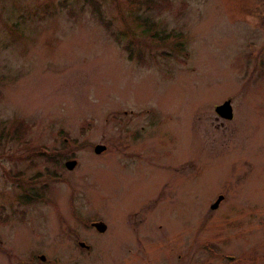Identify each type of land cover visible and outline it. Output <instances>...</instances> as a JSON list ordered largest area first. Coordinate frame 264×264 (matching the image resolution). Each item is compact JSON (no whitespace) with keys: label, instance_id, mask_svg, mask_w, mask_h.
I'll use <instances>...</instances> for the list:
<instances>
[{"label":"rangeland","instance_id":"374dc122","mask_svg":"<svg viewBox=\"0 0 264 264\" xmlns=\"http://www.w3.org/2000/svg\"><path fill=\"white\" fill-rule=\"evenodd\" d=\"M94 1L0 0V264H264V10Z\"/></svg>","mask_w":264,"mask_h":264},{"label":"trees","instance_id":"16d2710c","mask_svg":"<svg viewBox=\"0 0 264 264\" xmlns=\"http://www.w3.org/2000/svg\"><path fill=\"white\" fill-rule=\"evenodd\" d=\"M129 2L132 4H135L137 6L142 5L145 9L148 10V9H152L153 7H157V6H160V7L168 6L169 0H130ZM255 2L259 4V7L256 9L258 12H260L261 10H264V0H255ZM88 3L91 7H92V5H93V7L94 6L98 7L95 4L97 2L94 0H88ZM93 10H94V8H93ZM258 12H254V13L258 14ZM261 18H264V15H261L260 19ZM138 20L140 21L141 24H143L144 31H149L151 28L150 26L153 25L152 22L149 23L146 18L138 19ZM262 20L263 19H261L260 21H262ZM152 36H153V34H152ZM34 148H36V150ZM34 148H32L29 151V155L33 154V155L43 156L45 160H47L48 162H51V163L54 161V158H53L54 155H49L48 153L45 152V149H43L42 147L38 146V147H34ZM48 176H50V178H52V179L57 177V175L52 173V172L48 173ZM41 189H43V187H41ZM41 195H42L41 191H38V190H31L30 191L29 190V191H25L24 194L21 195L20 200L22 201V203L30 202V201H38V200H40Z\"/></svg>","mask_w":264,"mask_h":264},{"label":"water","instance_id":"95a60500","mask_svg":"<svg viewBox=\"0 0 264 264\" xmlns=\"http://www.w3.org/2000/svg\"><path fill=\"white\" fill-rule=\"evenodd\" d=\"M214 111H215V113L218 116H220L222 118H225V119H230L231 118V107H230V104H229L228 100H225L221 104L216 105L214 107ZM103 149H104V145L103 144H95L93 146L92 150H93L94 153H98V152L102 151ZM74 164H75V160L74 159H68V160H66L64 162V166L66 168H68V169H70ZM220 199H221V196L220 195L217 196L215 201L212 204H210L209 207L210 208H215L216 204L218 203V201ZM91 225L93 227H95L97 231H102L104 229V227H105L104 224L102 222H100V221L91 223ZM78 245L82 246V247H86L83 242H78ZM38 258L42 260L44 257H43V255H39Z\"/></svg>","mask_w":264,"mask_h":264},{"label":"flooded vegetation","instance_id":"af4514ba","mask_svg":"<svg viewBox=\"0 0 264 264\" xmlns=\"http://www.w3.org/2000/svg\"><path fill=\"white\" fill-rule=\"evenodd\" d=\"M92 221H98V220H92ZM92 221H89V222H88V225H89V223L92 222ZM89 227H92V226L89 225ZM92 228H94V227H92ZM102 231H103V230H102ZM100 232H101V231H100ZM37 255H38V254H37ZM37 255H36V256H37Z\"/></svg>","mask_w":264,"mask_h":264}]
</instances>
